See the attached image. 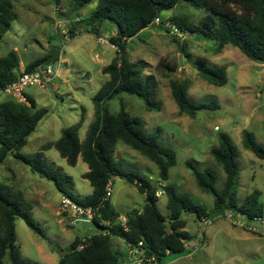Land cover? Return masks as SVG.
I'll list each match as a JSON object with an SVG mask.
<instances>
[{
	"label": "rangeland",
	"instance_id": "obj_1",
	"mask_svg": "<svg viewBox=\"0 0 264 264\" xmlns=\"http://www.w3.org/2000/svg\"><path fill=\"white\" fill-rule=\"evenodd\" d=\"M12 2L17 19L0 40V57L15 50L25 68L51 54L54 48L62 50L60 76L45 88L28 87L24 90L25 96L33 100L38 109L45 108L48 113L29 136L21 153L30 158L43 153L50 163L73 178L76 194L82 197L90 195L93 187L83 178L89 171L88 165L80 158L78 164L71 167L55 148L44 150L43 146L57 141L63 129L78 123L82 117L84 123L79 134L82 140L85 138L89 126L96 119L93 97L109 80V76L102 72L103 68L118 56L116 48L109 42L116 28L113 24H105L101 37L82 33L79 29V35L70 39L68 30L71 25L88 18L94 12L95 4L78 7L73 0H59V4L56 0ZM232 8L241 13L240 7ZM207 14L206 10L180 3L172 10L163 11L160 23H153L130 38L125 54L131 62L143 68L145 75L156 77L161 111H148L144 101L136 96L124 94L121 99L127 112L145 121L148 133L160 129V142L175 149L178 163L170 171L169 183L179 193L187 194L203 205L210 220L200 222L194 214L184 213L182 219L187 223L186 231L191 240L183 253L167 254L161 263L140 261L139 254L122 239L112 237L111 244L120 252L122 264H264V221L247 222L248 226L258 230L253 232L234 224L238 218L217 217L213 197L199 189L186 167V162L192 161L200 170H215L217 187L222 189L226 174L210 152L212 148L219 147L220 136L225 134L238 151L239 202L242 203L254 190H259L260 201L264 205V160L257 158L244 145L245 131L254 133L257 141L264 145V63L250 60L231 44L226 45L221 54H216L217 44L212 40L184 35L174 41L167 32L172 29L168 21L172 16L186 15L191 21L199 22ZM100 38L107 43H101ZM179 41L186 42L190 57L181 52L182 46L178 48ZM200 60L212 66L226 67L227 84L219 87L203 79L198 70ZM59 61L53 66L58 67ZM175 80L189 82L191 99L208 101L215 98L221 109L201 111L195 118L181 115L171 92V83ZM120 108L119 99L109 102V110L113 114H117ZM115 160L123 170L136 172L156 185L161 183L158 167L122 141L117 143ZM0 185L22 191L33 205L34 218L44 229L45 236L41 237L21 218L16 219L17 243L26 261L59 264L60 257L70 251L76 238L83 239L102 231L93 221L64 212L61 207L63 195L55 184L32 172L11 153L0 166ZM111 188V203L121 215L120 222L125 223L128 211L143 210L145 196L136 186L118 177L111 181ZM158 196L161 213L169 217L167 197L162 190ZM4 262L11 264L8 256Z\"/></svg>",
	"mask_w": 264,
	"mask_h": 264
},
{
	"label": "trees",
	"instance_id": "obj_2",
	"mask_svg": "<svg viewBox=\"0 0 264 264\" xmlns=\"http://www.w3.org/2000/svg\"><path fill=\"white\" fill-rule=\"evenodd\" d=\"M78 7L95 4L94 12L85 19L74 23L68 30L70 39L82 33H92L101 37L105 24H113L115 35L109 39L118 56L103 69L109 80L93 97L96 119L89 126L85 138H80L79 131L84 123L80 121L62 130L61 137L43 146L44 150L55 148L67 164L75 167L81 158L88 165L89 171L83 175L93 187L87 196L76 194L75 183L71 176L61 168L50 163L43 153L26 157L21 150L27 145L29 136L34 133L48 110L38 109L33 100L31 107L18 103L11 96L0 100V166L11 153L15 158L30 167L32 172L52 181L56 189L85 209L96 211L93 218L95 225L102 231L89 237L76 238L70 251L60 257L59 264H122V256L111 244L112 237L122 239L130 248L138 247L146 258H154L158 263L170 253L181 254L191 236L186 231L184 213H191L203 222L210 220L203 205L196 203L189 195L181 194L169 183L170 171L178 163L174 148L163 145L161 131L148 133L145 121L126 111L121 97L124 94L141 98L148 111H161L158 100V82L153 75H145L143 68L131 62L125 54V46L152 25L163 11L172 10L180 3H187L196 9L206 10L204 20L193 22L186 15L169 18L173 28L181 33L203 37L216 42V54L231 44L252 61L264 63V0H73ZM59 4V0H56ZM240 7L241 13L232 8ZM17 19L12 0H0V40L10 30ZM161 22V18H160ZM172 29L167 31L172 34ZM80 32V33H81ZM181 52L190 57L186 42H180ZM50 55V54H49ZM28 64L24 71L20 68V57L13 50L0 57V89L18 81L23 72H33L42 67V62L49 56ZM198 66L201 77L210 83L222 87L227 84V68L212 66L200 60ZM189 82L175 80L171 83L172 97L181 115L195 118L201 111H217L221 105L217 99L195 101L189 96ZM264 93V86L262 88ZM119 99L120 111L113 114L109 102ZM122 141L131 149L152 161L159 169L161 183L156 185L150 179L136 172L123 170L115 160L117 143ZM219 147L212 148L211 155L221 165L226 174L222 189L217 187L218 175L215 170H200L192 161L186 167L194 176L201 191L214 200L217 217L228 214L245 216L248 220L264 217V205L261 192L254 190L240 203L238 200L239 163L238 151L231 138L220 136ZM244 145L257 158L264 160V145L260 144L254 133L245 131ZM123 178L137 187L145 196L142 211L133 209L127 212L125 223L120 222L121 215L111 203V198L104 201L106 187L115 178ZM162 190L167 197L169 217L164 216L159 207L158 192ZM33 205L27 201L22 191L10 186L0 185V264L8 256L11 264H37L26 261L17 243L16 219L21 218L26 225L41 237L45 236L43 227L32 214ZM103 223L107 224L104 225ZM142 242L143 245L139 246Z\"/></svg>",
	"mask_w": 264,
	"mask_h": 264
},
{
	"label": "built area",
	"instance_id": "obj_3",
	"mask_svg": "<svg viewBox=\"0 0 264 264\" xmlns=\"http://www.w3.org/2000/svg\"><path fill=\"white\" fill-rule=\"evenodd\" d=\"M154 23H160V18H157L155 20ZM172 34L175 35L176 37H183L185 34L181 33L178 29L173 28L172 29ZM100 42L101 43H107L106 40L101 39L100 38ZM113 46V45H112ZM61 58V55L59 57V59ZM58 59V61H59ZM59 66L58 67H54L53 65H49V66H43L39 67L38 69H36L33 72H23L22 75L20 76V78L18 79V81L8 84L5 88L0 89V100L2 99L3 96H11L13 97L18 103L23 104L27 107H31V102L29 101V99L25 96L24 94V90L28 87H41V88H45L47 85H50L53 83L54 79L58 78L60 76V70L62 68V63L61 61H59ZM56 63V62H55ZM54 63V64H55ZM112 188H111V182L108 183L107 187H106V195L104 197V201L109 200L112 197ZM61 207L62 210L64 212L67 213H73L75 214L77 217H84L89 221H92L96 211L92 208H88L85 209L82 206L78 205L77 203H75L74 201H72L69 197L63 196L62 200H61ZM234 217V218H238V221L234 224H237V226L246 228L250 231L253 232H258V230L256 228H252L250 226L247 225V222L252 221V220H248L245 216H241V215H233V214H228L225 217ZM209 221L204 220L203 222ZM254 221H259V222H263L264 218H257ZM143 243L140 242L139 246H142ZM134 250V252H136L137 254H139L140 256V261L143 260H147L149 262H153L156 263V259L154 258H146L144 253L138 248V247H134L132 248Z\"/></svg>",
	"mask_w": 264,
	"mask_h": 264
},
{
	"label": "water",
	"instance_id": "obj_4",
	"mask_svg": "<svg viewBox=\"0 0 264 264\" xmlns=\"http://www.w3.org/2000/svg\"><path fill=\"white\" fill-rule=\"evenodd\" d=\"M178 48L180 49V43H177ZM61 50L59 48H54L51 52V54L42 62L43 66H49L53 65L60 57ZM183 57V56H182ZM182 63V62H181ZM181 80H179V83ZM65 255V253L62 254V257Z\"/></svg>",
	"mask_w": 264,
	"mask_h": 264
},
{
	"label": "crops",
	"instance_id": "obj_5",
	"mask_svg": "<svg viewBox=\"0 0 264 264\" xmlns=\"http://www.w3.org/2000/svg\"><path fill=\"white\" fill-rule=\"evenodd\" d=\"M62 34H64V31L62 32ZM113 35H114V34H113ZM60 50H61V48H60ZM61 52H62V50H61ZM61 52H60V54H61ZM219 54H221V53H219ZM46 56H47V55H46ZM20 68H21L22 71H24V69H25V68L22 67V64H21V63H20ZM104 68H105V67H104ZM104 68H103V69H104ZM102 72H103V71H102Z\"/></svg>",
	"mask_w": 264,
	"mask_h": 264
}]
</instances>
